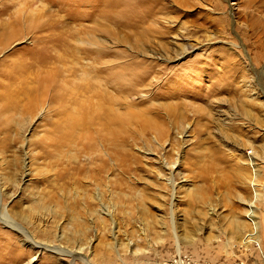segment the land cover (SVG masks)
I'll use <instances>...</instances> for the list:
<instances>
[{"label": "rangeland", "instance_id": "rangeland-1", "mask_svg": "<svg viewBox=\"0 0 264 264\" xmlns=\"http://www.w3.org/2000/svg\"><path fill=\"white\" fill-rule=\"evenodd\" d=\"M0 264H264V0H0Z\"/></svg>", "mask_w": 264, "mask_h": 264}, {"label": "bare ground", "instance_id": "bare-ground-1", "mask_svg": "<svg viewBox=\"0 0 264 264\" xmlns=\"http://www.w3.org/2000/svg\"><path fill=\"white\" fill-rule=\"evenodd\" d=\"M84 83V82H83ZM77 88H80L81 86H76ZM83 87L84 88H81V90L83 91L82 92V94L84 95V94H87L86 93V88H85V86L83 85ZM87 87V86H86ZM92 89L94 90V88H92L91 87V85H89V91L91 92V93H93L92 92ZM67 94V93H66ZM103 94V93H102ZM102 94L101 93H96L95 95L94 94H92L93 95V97H95V98H101L102 97ZM63 95V94H62ZM70 95V94H69ZM80 96V95H79ZM71 97V96H70ZM87 98V97H86ZM105 99V98H104ZM98 100H100L101 101V99H98ZM58 101V100H57ZM86 101V100H85ZM97 101V100H96ZM92 101H90V103H91ZM96 103V102H95ZM95 103H94V105H95ZM85 104V103H84ZM101 104H102V102H101ZM104 104V103H103ZM109 105H112V104H110V103H108ZM92 106V105H91ZM82 107V106H81ZM93 107V106H92ZM92 107H90V108H92ZM82 108H84V107H82ZM86 108V107H85ZM105 108V106L103 107V109ZM107 108H108V106H107ZM65 109V108H64ZM101 110H102V108H100ZM95 110V109H94ZM100 110V111H101ZM105 110H106V108H105ZM105 110L103 111L102 110V113L101 114H99V113H96L95 111H92V110H88L87 111V113H82L81 111H80V113H77V114H75V115H71L70 116V118L69 119H67V121H66V123H65V125H63L62 126V128L64 129V132H65V136H64V138H62V139H59V140H62L61 141V145L63 144V143H67V142H73V141H79V140H84L85 139V137L87 136V134L88 133H91V128H93V127H96V126H101L102 125V121H103V119L105 120V119H107V117H108V119H110L111 121L109 122V125H110V129H111V126H112V124H117V122H118V117H117V115H114V116H112L111 117V115L112 114H115L116 113V111L113 109V110H111V111H109L108 113H111V114H109L110 116H108V115H106V112H105ZM61 118V117H60ZM111 118H113V119H115V120H112ZM119 120H120V118H119ZM109 121V120H108ZM104 123V122H103ZM119 123V122H118ZM144 126H146L144 123H142ZM106 125V124H105ZM108 125V124H107ZM146 127H148V126H146ZM104 128V127H103ZM107 129V128H106ZM88 132V133H87ZM95 133V132H94ZM97 133V132H96ZM95 133V134H96ZM96 137V136H95ZM114 138V137H113ZM115 139V138H114ZM94 140H95V138H94V136L93 135H91V136H88L87 137V141H89L90 143H91V150H92V148H93V142H94ZM75 143V142H74ZM84 143V142H83ZM73 144V143H72ZM63 147V146H62ZM251 162H252V159H251ZM78 167V166H77ZM83 170V169H82ZM255 171V173H254V178H255V180H258L259 179V177H260V174H259V172L257 171V169H254ZM258 178V179H257ZM71 182V181H70ZM256 200H255V204H256V202L258 201V199L260 198V194L258 193L257 195H256ZM252 208H253V206H252ZM249 217H250V219L252 220V222H254L255 223V219L257 218L256 217V215H255V211L253 210V211H251V212H249ZM5 221H6V219L4 220V223H5ZM8 221V220H7ZM8 224L7 225H12L10 222H7ZM14 224V223H13ZM12 228H16L15 226H11ZM17 229V228H16ZM24 233V232H23ZM24 236H25V240H27V239H29L28 238V236L26 235V234H23ZM23 237V236H22ZM34 246L36 245V244H33ZM81 259V258H80Z\"/></svg>", "mask_w": 264, "mask_h": 264}]
</instances>
